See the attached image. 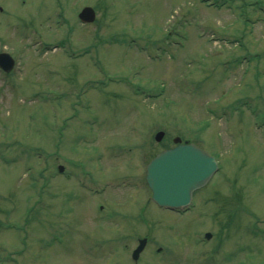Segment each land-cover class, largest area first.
<instances>
[{"label":"rangeland","instance_id":"rangeland-1","mask_svg":"<svg viewBox=\"0 0 264 264\" xmlns=\"http://www.w3.org/2000/svg\"><path fill=\"white\" fill-rule=\"evenodd\" d=\"M0 46V264H264V0H0ZM177 135L220 164L181 213L145 178Z\"/></svg>","mask_w":264,"mask_h":264},{"label":"water","instance_id":"water-1","mask_svg":"<svg viewBox=\"0 0 264 264\" xmlns=\"http://www.w3.org/2000/svg\"><path fill=\"white\" fill-rule=\"evenodd\" d=\"M84 21L95 19V10L86 6L79 14ZM8 59L7 66L12 65L9 54L0 53V62ZM5 60V61H4ZM165 132H157L156 139L161 140ZM175 146L165 148L152 158L147 166V181L152 190V198L160 205L169 207L186 206L193 196L195 189L205 185L218 168L215 156L195 142H182L181 137H176ZM147 239L140 240L134 250L133 256L138 257L144 248Z\"/></svg>","mask_w":264,"mask_h":264},{"label":"flooded vegetation","instance_id":"flooded-vegetation-1","mask_svg":"<svg viewBox=\"0 0 264 264\" xmlns=\"http://www.w3.org/2000/svg\"><path fill=\"white\" fill-rule=\"evenodd\" d=\"M150 159H151V158H150ZM150 159H149V160H150ZM149 160H148V162H149Z\"/></svg>","mask_w":264,"mask_h":264}]
</instances>
